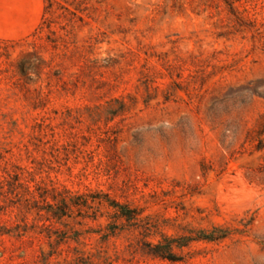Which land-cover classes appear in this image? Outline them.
<instances>
[{
    "label": "rangeland",
    "instance_id": "rangeland-1",
    "mask_svg": "<svg viewBox=\"0 0 264 264\" xmlns=\"http://www.w3.org/2000/svg\"><path fill=\"white\" fill-rule=\"evenodd\" d=\"M32 9L0 26V264H264V0Z\"/></svg>",
    "mask_w": 264,
    "mask_h": 264
},
{
    "label": "crops",
    "instance_id": "crops-1",
    "mask_svg": "<svg viewBox=\"0 0 264 264\" xmlns=\"http://www.w3.org/2000/svg\"><path fill=\"white\" fill-rule=\"evenodd\" d=\"M32 13V0H0V26L31 23Z\"/></svg>",
    "mask_w": 264,
    "mask_h": 264
},
{
    "label": "trees",
    "instance_id": "trees-1",
    "mask_svg": "<svg viewBox=\"0 0 264 264\" xmlns=\"http://www.w3.org/2000/svg\"><path fill=\"white\" fill-rule=\"evenodd\" d=\"M107 202L109 204V207L114 210V215L118 219H122V218L135 219V217L137 216V213L135 210H131L127 206L121 205L119 202H116L115 200H110L109 198ZM210 237L204 236V237L199 238V240L212 241V236Z\"/></svg>",
    "mask_w": 264,
    "mask_h": 264
}]
</instances>
